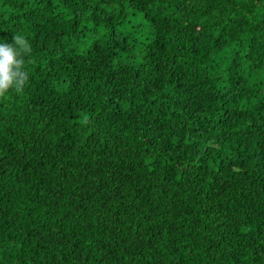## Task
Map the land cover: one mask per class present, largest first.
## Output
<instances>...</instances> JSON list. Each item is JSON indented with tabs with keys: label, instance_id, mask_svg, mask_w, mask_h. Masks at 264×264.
Segmentation results:
<instances>
[{
	"label": "trees",
	"instance_id": "16d2710c",
	"mask_svg": "<svg viewBox=\"0 0 264 264\" xmlns=\"http://www.w3.org/2000/svg\"><path fill=\"white\" fill-rule=\"evenodd\" d=\"M17 33L0 264H264V0H0Z\"/></svg>",
	"mask_w": 264,
	"mask_h": 264
},
{
	"label": "clouds",
	"instance_id": "9594fccd",
	"mask_svg": "<svg viewBox=\"0 0 264 264\" xmlns=\"http://www.w3.org/2000/svg\"><path fill=\"white\" fill-rule=\"evenodd\" d=\"M31 46L23 33L12 36V42L0 39V94L14 89L22 92L29 79L26 57Z\"/></svg>",
	"mask_w": 264,
	"mask_h": 264
}]
</instances>
